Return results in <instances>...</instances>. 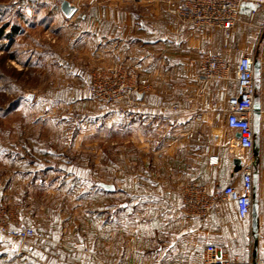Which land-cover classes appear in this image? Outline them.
Wrapping results in <instances>:
<instances>
[{
  "label": "crops",
  "instance_id": "0c3cea01",
  "mask_svg": "<svg viewBox=\"0 0 264 264\" xmlns=\"http://www.w3.org/2000/svg\"><path fill=\"white\" fill-rule=\"evenodd\" d=\"M249 6L242 8L235 34L240 48L260 63L255 101L264 111V8L257 10L251 21L253 9ZM90 18L80 19L86 22ZM91 19L93 36L91 29L84 31L78 44L92 48L80 65L69 60L64 66L69 87H81V92L77 96L44 97L49 103L54 98L69 103L77 99L80 107L93 111L91 117L81 120L72 141L64 138L69 130L51 127L39 131L38 135H45L43 140L23 129L20 136L31 135L29 141L0 145L5 166L0 172V201L20 205L24 224L45 236L28 241L18 252L17 243L0 234V264H203L207 244L218 246L236 264L264 259V117L254 149L244 154L236 145L237 133L225 123V128L217 131L195 129L190 127L195 123L191 118L163 113L156 107L184 96L201 107L224 89L228 95H235L234 82L204 85L197 67L190 62L192 55L207 48L225 52L222 33L200 37L175 22L178 34L154 50L160 73L157 69L143 111L122 113L115 106L102 111L89 93L92 68L97 62L110 63L119 55L120 45L125 58H133L130 50L134 44L122 45L127 34L120 32L114 14L101 10ZM147 48L152 52L154 46L149 42ZM38 100L22 99L16 112L32 120L38 113L34 110ZM56 119L46 116L44 121L55 126ZM212 122L215 119L210 113L203 124ZM107 132L110 139L103 141L101 137ZM91 133L95 134L94 148L85 144L83 148L88 150L78 149L76 158L71 157L75 144ZM191 133H200L202 141L190 138ZM55 135L58 139L52 141L54 144L47 142ZM60 143L61 148L55 146ZM211 157L219 158L218 165L210 164ZM235 158L242 159L241 170H253L256 216L251 213L241 220L236 205L229 204L221 216L212 213L203 222L182 218L180 191L189 182L211 190L233 182L242 189V172L235 171ZM97 182L113 184L116 190L108 192ZM38 185H42L40 192L29 189Z\"/></svg>",
  "mask_w": 264,
  "mask_h": 264
},
{
  "label": "rangeland",
  "instance_id": "374dc122",
  "mask_svg": "<svg viewBox=\"0 0 264 264\" xmlns=\"http://www.w3.org/2000/svg\"><path fill=\"white\" fill-rule=\"evenodd\" d=\"M69 1L78 9L70 19H67L61 12V0H0V145L8 146L17 142L22 144L25 140L29 141L28 138L31 135L20 136V131L23 129H26L29 134H37L32 135L43 140L45 135H38L39 131L51 127H55L54 129L62 127L69 130V135L64 138L72 141L73 131L82 125L81 120L91 117L93 111L80 107L77 99L69 103L60 98H54L49 103L44 97H62L73 94L77 96L81 92V87L76 85L69 87L66 80L69 74L65 72L64 66L69 60L80 65L85 54H88L87 52L92 48L90 46L84 49L79 46L78 42L80 38H83L86 30L91 29L90 37L93 36L92 27L94 25L91 18L94 14L99 15L102 10L103 13H112L116 16L115 20L118 22L120 32L127 34L128 40L129 35L131 37L129 41L124 39L122 45H127L129 42L131 46L134 44L130 50L133 58H125L121 45L118 47L119 55L128 59L129 62L142 59L146 64L147 74L150 78L152 77L151 81L159 69L154 59L158 54L154 51L155 48L162 42L165 43L168 38L172 39L174 34H178V25L175 22L181 23L159 0ZM84 16L91 17V20L82 21L80 18ZM149 42L154 46L152 52L147 48ZM249 44L252 47V40ZM100 63L97 62L92 69L94 70ZM30 97L39 99L34 109L38 113H36L37 116L34 114L32 120L28 116L24 117L22 112H16L17 100L19 98L27 100ZM185 97L188 96H184L183 99ZM59 99L60 101H57ZM98 104L102 111L113 107L104 103L98 102ZM46 116H55L57 125L46 124L44 121ZM190 127L213 128L217 131V129L225 128V125L217 122L194 123ZM94 135L91 133L86 138L82 137L80 142L75 144L74 149H71L75 151L72 152L71 157L76 158L75 153L85 144L92 150ZM48 138L47 142L50 141L52 144H54L52 141L58 139L56 135L52 139L50 136ZM101 139L109 140L110 134H103ZM55 146L61 148V143ZM88 148L83 149L88 150ZM4 169V163L0 159V172ZM41 187L42 185H38L29 189L40 192Z\"/></svg>",
  "mask_w": 264,
  "mask_h": 264
},
{
  "label": "built area",
  "instance_id": "2783aa9c",
  "mask_svg": "<svg viewBox=\"0 0 264 264\" xmlns=\"http://www.w3.org/2000/svg\"><path fill=\"white\" fill-rule=\"evenodd\" d=\"M159 1L173 17L198 36L222 33L225 52L207 48L192 55L190 62L197 67L199 79L204 85L234 82L236 93L228 95L224 89L201 107H197L192 98L185 97L172 102L163 101L156 106L157 109L163 113L184 115L195 123H203L206 115L211 113L215 122L225 123L229 130L240 134L236 145L242 153L251 152L255 147L257 135L254 126L256 59L240 48L235 28L245 3L256 6V10L250 15L252 21L256 11L264 8V0ZM152 90V81L142 59L129 62L121 55H116L110 63L97 65L90 76L89 93L93 100L115 106L122 113H141ZM261 117H264V111H261ZM189 137L200 142L203 136L200 133H191ZM209 150L210 147L206 146V151ZM218 163V157H211V165ZM241 172L243 186L240 190L233 182L212 190L195 181L187 183L180 191L179 212L182 218L187 222H203L212 213L221 216L224 206L234 204L239 218L245 220L251 215L254 202L253 170L251 167H244ZM22 210L20 205L0 201V234L19 240L18 252L28 241L45 238L42 232L24 224ZM202 259L203 264H236L215 244L204 246ZM249 264H264V259Z\"/></svg>",
  "mask_w": 264,
  "mask_h": 264
},
{
  "label": "water",
  "instance_id": "95a60500",
  "mask_svg": "<svg viewBox=\"0 0 264 264\" xmlns=\"http://www.w3.org/2000/svg\"><path fill=\"white\" fill-rule=\"evenodd\" d=\"M247 4L250 5L253 10H256L255 5H253L252 3H247ZM60 9H61V12L63 13V15L67 19L72 18L77 13V10H78L77 6L73 5L69 0H61ZM254 65H255V84L257 86V83L259 82V77H260V63H259V61L256 60ZM260 119H261V104L258 100H256L254 103V126H255L256 134L259 132ZM239 137H240V134L237 133L236 138H239ZM234 165H235V171L236 172L240 171L242 166H243L242 159L241 158H235L234 159ZM96 185L103 188L104 190H106L108 192H115V190H116L115 186L113 184H108V183H104V182H97ZM253 200H254V198H253ZM257 208H258V205L254 201L253 202V208H252V215L254 217L257 214ZM254 227H255V231H256V225ZM257 236H258L257 232H255L256 245H257ZM6 238L15 241L17 243V249H18L19 244H20L19 240L14 239V238H9V237H6Z\"/></svg>",
  "mask_w": 264,
  "mask_h": 264
},
{
  "label": "trees",
  "instance_id": "16d2710c",
  "mask_svg": "<svg viewBox=\"0 0 264 264\" xmlns=\"http://www.w3.org/2000/svg\"><path fill=\"white\" fill-rule=\"evenodd\" d=\"M22 99H23V98H19V100H17V102H16L17 107H18L19 102H20ZM15 108H16V107H15ZM93 186H95V185L93 184Z\"/></svg>",
  "mask_w": 264,
  "mask_h": 264
}]
</instances>
